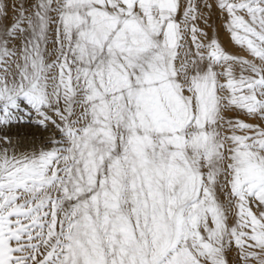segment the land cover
<instances>
[{
	"label": "rangeland",
	"instance_id": "obj_1",
	"mask_svg": "<svg viewBox=\"0 0 264 264\" xmlns=\"http://www.w3.org/2000/svg\"><path fill=\"white\" fill-rule=\"evenodd\" d=\"M0 102V264H264V0H0Z\"/></svg>",
	"mask_w": 264,
	"mask_h": 264
},
{
	"label": "bare ground",
	"instance_id": "obj_2",
	"mask_svg": "<svg viewBox=\"0 0 264 264\" xmlns=\"http://www.w3.org/2000/svg\"><path fill=\"white\" fill-rule=\"evenodd\" d=\"M23 64H25V63H23ZM23 64H18L16 67V72L13 75V78L16 79V81L19 80L20 75L21 76L27 75L24 73H28V72H25V69L29 68V66L27 64H26L27 66H24ZM25 67H27V68H25ZM26 71H28V69ZM25 83L26 82H24V84ZM16 84L21 85L22 88L25 87V86H23V82H13V85L17 86ZM25 89H26V87H25ZM11 91L12 90H9V92H11ZM29 105H32V104L30 103ZM31 112L32 111L30 108H27V110H23L21 107H16V109H11L8 106L3 105L2 102H0V131H5L8 129L14 130V131L20 130V131L25 132V133H33V132L37 131V126H39L38 123L40 121L37 118H35L33 116V113H31ZM21 161L27 162V161H29V158H27V159L25 158L24 160H21ZM10 172H11V174H16L18 172V170L16 167H13L10 169Z\"/></svg>",
	"mask_w": 264,
	"mask_h": 264
}]
</instances>
